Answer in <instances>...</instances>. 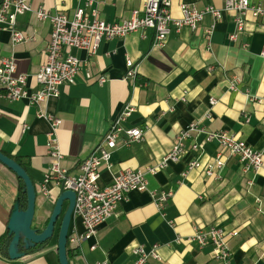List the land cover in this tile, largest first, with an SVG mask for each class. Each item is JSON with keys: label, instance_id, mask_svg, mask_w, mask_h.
Here are the masks:
<instances>
[{"label": "crops", "instance_id": "1", "mask_svg": "<svg viewBox=\"0 0 264 264\" xmlns=\"http://www.w3.org/2000/svg\"><path fill=\"white\" fill-rule=\"evenodd\" d=\"M145 1L99 0V16L119 22L130 18L135 10L142 11ZM251 2L264 8V0ZM31 3L34 10L44 6L70 16L84 4L82 0ZM182 3L222 9L225 0H172L173 16H182ZM237 15V11H224L210 39L206 30L214 18L207 14L195 31L188 26L173 29L164 46L156 45L154 31L147 29L103 40L92 56L85 50L68 49L86 61L75 84H62L58 96L40 104L26 98L0 99V150L26 163L38 192L34 227L40 230L62 190L53 182L47 183L48 195L41 190L52 164L47 146L50 124L39 116L41 112L62 119L57 133L63 153L61 165L74 175L127 102L135 110L124 126L145 130L141 141L126 144L123 136L119 138L111 167H102L99 183L110 185L119 171L135 168L147 173V190L130 193L92 239L83 240L79 246L68 241L78 248L70 264H130L140 245L149 251L158 245V257L150 256L148 264H224L216 258L213 245L201 248L189 240L197 227L211 224L224 227L228 233L237 231L227 239L232 264H264V163L258 172L245 173L237 156L220 148L216 140H207V133L225 130L262 151L264 159V103L250 98L264 96V23L249 10L244 32L232 41L229 36L238 33ZM17 26L29 39L16 43L11 29L0 27V63L13 57L16 75H28L29 88L36 92L40 86L35 75L46 60L51 24L30 11L18 17ZM127 56L137 64L134 82L126 79ZM88 72L91 78H87ZM101 75L106 78L104 83L98 80ZM234 77L239 79L238 90L231 88L236 86ZM212 97L217 99L214 105ZM191 123L200 126L193 134L200 150H193L189 140L179 161L156 174L147 172L173 149L178 134ZM218 152L225 161L221 177H207L203 167L213 162ZM197 156L203 166L186 172L188 163ZM168 191L174 194L160 209L152 193ZM19 196V178L0 162V264H60L54 242L28 250L18 259L8 256L4 248L9 238L7 225ZM83 231L81 219L73 216L70 234ZM93 245H97L94 250Z\"/></svg>", "mask_w": 264, "mask_h": 264}, {"label": "built area", "instance_id": "2", "mask_svg": "<svg viewBox=\"0 0 264 264\" xmlns=\"http://www.w3.org/2000/svg\"><path fill=\"white\" fill-rule=\"evenodd\" d=\"M82 1L84 4L78 6L73 15L70 16L63 12L49 11L44 6L34 10L31 0H0V27L8 26L12 31V40L16 43L29 39L28 34L21 31L17 26L20 15L35 11L40 20H48L51 24L46 60L35 75L40 88L36 92L31 91L28 75H16L17 64L15 59L6 57L0 63V99L19 100L26 98L32 104H40L49 97L58 96L62 84H75L86 61L68 51L71 48L85 50L89 56H92L97 53L103 40L124 37L132 32H142L147 29L154 31L155 44L164 46L173 29L180 30L182 27L188 26L195 31L207 14L214 18V23L206 30V37L210 39L215 23L223 17L224 11L238 12L235 18L238 33H232L229 36L232 41L238 38L239 33L244 32L245 15L249 10L253 12L255 17L261 18L264 23V8L260 5H254L251 0H225L222 9L213 5H207L200 9L195 5L182 3L180 7L181 17L173 16L172 0H146L142 11L135 10L130 18L119 22H109L100 18L99 0ZM261 53L264 55V47ZM126 63V79L134 82L137 77V64L129 56L126 58ZM212 69L213 67H210V71ZM91 77L92 74L88 72L87 78ZM98 80L100 83H104L106 78L101 75ZM234 80L236 86L232 84L231 88L238 90L237 82L239 79L234 77ZM250 98L257 103H264V96ZM210 102L214 105L217 99L212 97ZM134 110L135 107L130 102L123 106L97 147L80 162V172L75 175L61 165L63 153L59 147L57 133L62 119L51 113L41 112L39 114V116L46 118L50 124L47 146L52 158L51 168L45 175L41 190L45 195H48L47 183L53 182L62 190L71 189L75 191L76 203L73 216H78L81 219L84 231L81 234L69 233L68 241L73 245L79 246L83 240H90L95 237L99 227L115 214L120 204L128 199L130 193L145 191L148 188L147 173L135 168L119 171L114 175L110 185L101 186L99 183L102 167H111L112 154L118 147L119 138L123 136L124 142L129 144L141 141L144 137L145 130L143 128H126L124 126V122ZM262 125L264 127V120ZM199 127L197 123H191L183 129L178 134L173 149L156 165L149 166L147 172L156 174L171 162L179 161L187 150V141L189 140H192L191 148L199 151L201 147L193 139V134ZM207 140H216L220 148L226 149L230 155L237 156L245 173L258 172L263 167V152L255 149L245 140L237 137L236 134L225 130L213 131L207 133ZM224 164L222 153L218 152L213 162L204 165V174L207 177L219 179ZM202 166L203 163L197 156L188 163L186 172ZM173 194L172 191L161 192L158 195L153 192L152 196L158 207L163 209L165 202ZM230 235H237V231L228 233L224 227L211 224L197 227L189 240L201 248L208 244L213 245L216 258L224 264H232V251L227 241ZM96 246L93 245L91 249H96ZM157 246L154 245L150 251L144 245L138 246L134 251L136 258L130 264H148L150 256L158 257Z\"/></svg>", "mask_w": 264, "mask_h": 264}, {"label": "water", "instance_id": "3", "mask_svg": "<svg viewBox=\"0 0 264 264\" xmlns=\"http://www.w3.org/2000/svg\"><path fill=\"white\" fill-rule=\"evenodd\" d=\"M0 162L24 181L23 193L27 195L26 207L22 203V197H17L7 225L10 236L7 254L10 259H18L26 255L30 248L47 242L53 237L56 226L59 224L57 243L59 262L60 264H70L67 246L76 203L75 191L71 189L61 190L54 202L47 224L40 230L38 227H34L38 192L31 175L16 159L1 150ZM65 203H67L66 206Z\"/></svg>", "mask_w": 264, "mask_h": 264}, {"label": "trees", "instance_id": "4", "mask_svg": "<svg viewBox=\"0 0 264 264\" xmlns=\"http://www.w3.org/2000/svg\"><path fill=\"white\" fill-rule=\"evenodd\" d=\"M9 156L13 157L14 159H16L23 167L26 168V163L22 160L21 157L18 156H12L10 154H8ZM19 178V177H18ZM20 181V193H21V197H22V203L24 204V207H26L27 205V195L26 193H23V187H24V181L22 179L19 178ZM48 220L46 221L45 224H47ZM58 233H59V224H57L56 229H55V233L53 235V237L51 239H49L47 242L43 243V244H38L36 247L30 248L29 251H34L37 250L39 248H43L48 246V244H52L53 242L57 245L58 243ZM9 234V231H8ZM10 241V236L7 239V244H5V251H7V246L8 242ZM67 253H68V258L71 259L74 256L77 255L78 253V248L77 247H73L71 246V244L68 242V246H67ZM57 256H58V251H57ZM59 260V258H58Z\"/></svg>", "mask_w": 264, "mask_h": 264}, {"label": "rangeland", "instance_id": "5", "mask_svg": "<svg viewBox=\"0 0 264 264\" xmlns=\"http://www.w3.org/2000/svg\"><path fill=\"white\" fill-rule=\"evenodd\" d=\"M51 189V188H50ZM51 215V214H50ZM34 219H36V215H35V218Z\"/></svg>", "mask_w": 264, "mask_h": 264}]
</instances>
